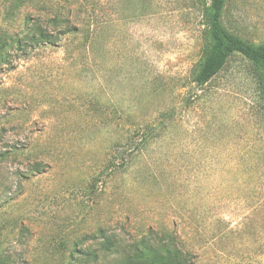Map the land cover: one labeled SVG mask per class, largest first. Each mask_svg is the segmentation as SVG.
<instances>
[{
	"label": "rangeland",
	"instance_id": "374dc122",
	"mask_svg": "<svg viewBox=\"0 0 264 264\" xmlns=\"http://www.w3.org/2000/svg\"><path fill=\"white\" fill-rule=\"evenodd\" d=\"M208 7L0 0V264H264V80L196 86ZM223 23L264 44V0Z\"/></svg>",
	"mask_w": 264,
	"mask_h": 264
},
{
	"label": "trees",
	"instance_id": "16d2710c",
	"mask_svg": "<svg viewBox=\"0 0 264 264\" xmlns=\"http://www.w3.org/2000/svg\"><path fill=\"white\" fill-rule=\"evenodd\" d=\"M228 5V0H209L206 13L209 45L204 51L198 71L194 77L197 87H204L215 78L226 66L228 60L238 55L254 66L264 80V44H250L230 31L223 23V18ZM140 129H135L128 137V142L139 138ZM150 130H148V133ZM142 141L144 137L141 138ZM131 162V161H128ZM128 164V163H127ZM175 257L171 264H182Z\"/></svg>",
	"mask_w": 264,
	"mask_h": 264
}]
</instances>
